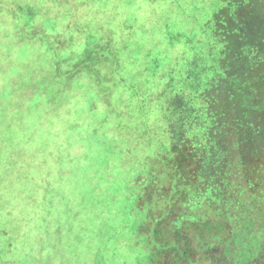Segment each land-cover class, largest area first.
<instances>
[{
	"label": "rangeland",
	"instance_id": "rangeland-1",
	"mask_svg": "<svg viewBox=\"0 0 264 264\" xmlns=\"http://www.w3.org/2000/svg\"><path fill=\"white\" fill-rule=\"evenodd\" d=\"M223 3L0 0V264H152L148 160L192 133L213 73L238 75L207 24ZM260 67L243 92L264 103Z\"/></svg>",
	"mask_w": 264,
	"mask_h": 264
},
{
	"label": "trees",
	"instance_id": "trees-1",
	"mask_svg": "<svg viewBox=\"0 0 264 264\" xmlns=\"http://www.w3.org/2000/svg\"><path fill=\"white\" fill-rule=\"evenodd\" d=\"M223 2L207 24L216 22L221 63H236L238 75L213 73L197 95L203 118L187 113L192 133L171 127L170 149L148 160L140 234L152 264H264V103L243 92L247 74L257 77L264 64L263 52L251 51H261L256 43L247 48L264 40V24L250 28L244 15L264 0Z\"/></svg>",
	"mask_w": 264,
	"mask_h": 264
},
{
	"label": "flooded vegetation",
	"instance_id": "flooded-vegetation-1",
	"mask_svg": "<svg viewBox=\"0 0 264 264\" xmlns=\"http://www.w3.org/2000/svg\"><path fill=\"white\" fill-rule=\"evenodd\" d=\"M236 13V12H235ZM244 68V67H243Z\"/></svg>",
	"mask_w": 264,
	"mask_h": 264
}]
</instances>
